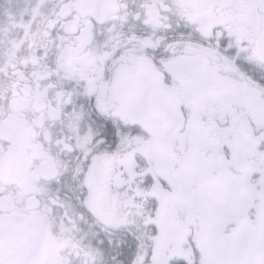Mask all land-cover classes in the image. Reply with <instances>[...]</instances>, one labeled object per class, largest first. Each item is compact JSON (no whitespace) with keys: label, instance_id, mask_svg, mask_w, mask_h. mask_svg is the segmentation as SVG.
Masks as SVG:
<instances>
[{"label":"flooded vegetation","instance_id":"af4514ba","mask_svg":"<svg viewBox=\"0 0 264 264\" xmlns=\"http://www.w3.org/2000/svg\"><path fill=\"white\" fill-rule=\"evenodd\" d=\"M8 219L36 264H204L264 231V0H0V264Z\"/></svg>","mask_w":264,"mask_h":264},{"label":"water","instance_id":"95a60500","mask_svg":"<svg viewBox=\"0 0 264 264\" xmlns=\"http://www.w3.org/2000/svg\"><path fill=\"white\" fill-rule=\"evenodd\" d=\"M137 83L138 81L130 83L123 89L124 92L129 93L128 97L131 101L127 107L140 114V123L149 124L147 121L150 111L149 96L147 92L144 95V92L148 89L157 91V88L153 86L148 88L143 81L142 84ZM116 88L117 84L115 90ZM118 89L121 90L120 85ZM137 89L141 92L140 94L135 92ZM133 101H137V103H133ZM3 225L12 229L10 234L5 237L4 250L8 251L7 264H36L33 254L39 248L35 245L36 242H32L29 237L36 226L23 219H8ZM37 231L41 234V227ZM43 233L46 234V230H43ZM49 241L45 239V243ZM48 249H51L49 243L44 244V250ZM203 256L204 264H241L236 262V259L239 258L249 259L246 264H264V231L259 227L249 232L241 231L235 238L229 236L210 240L204 247ZM39 264H50V261L46 260Z\"/></svg>","mask_w":264,"mask_h":264},{"label":"snow or ice","instance_id":"6c2138e0","mask_svg":"<svg viewBox=\"0 0 264 264\" xmlns=\"http://www.w3.org/2000/svg\"><path fill=\"white\" fill-rule=\"evenodd\" d=\"M96 110L98 111V108H97ZM109 123H110V122H105V123L103 124V129H104L105 131H101V132L99 133V136L97 137V139L102 140L104 143H107V141H108V136L106 135V130H107L108 127H109ZM112 134H113V137L118 141L119 137L116 136V129H115V128L112 129ZM87 163H88V167H89V169H90V168L92 167V158H91V156L89 157ZM85 187H87V186H85ZM133 264H135V261L133 262ZM181 264H182V262H181Z\"/></svg>","mask_w":264,"mask_h":264}]
</instances>
